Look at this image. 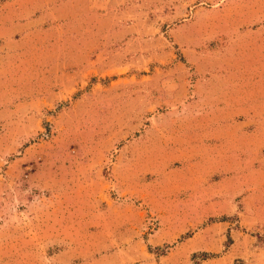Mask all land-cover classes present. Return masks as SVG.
Instances as JSON below:
<instances>
[{"label":"rangeland","instance_id":"obj_1","mask_svg":"<svg viewBox=\"0 0 264 264\" xmlns=\"http://www.w3.org/2000/svg\"><path fill=\"white\" fill-rule=\"evenodd\" d=\"M61 1L0 81V264H264V0Z\"/></svg>","mask_w":264,"mask_h":264},{"label":"crops","instance_id":"obj_2","mask_svg":"<svg viewBox=\"0 0 264 264\" xmlns=\"http://www.w3.org/2000/svg\"><path fill=\"white\" fill-rule=\"evenodd\" d=\"M86 4L90 2L87 11H96L95 7L107 9L109 3L107 0H85ZM61 0H0V81H20V76L10 73L8 70L18 69L23 61L18 55L26 54L31 51L38 54L39 42L34 37H39L45 31L46 23L49 26H55L60 20ZM64 3L62 6H65ZM51 16V19H49ZM31 39V40H29ZM17 56L18 62H15ZM35 57V55H33ZM33 59V65L36 69H42L40 65ZM26 62V61H25ZM53 66L58 64L57 60Z\"/></svg>","mask_w":264,"mask_h":264},{"label":"trees","instance_id":"obj_3","mask_svg":"<svg viewBox=\"0 0 264 264\" xmlns=\"http://www.w3.org/2000/svg\"><path fill=\"white\" fill-rule=\"evenodd\" d=\"M205 255V253H203Z\"/></svg>","mask_w":264,"mask_h":264}]
</instances>
